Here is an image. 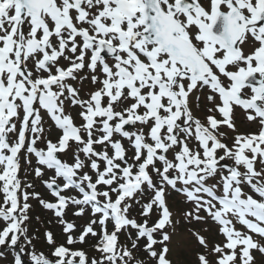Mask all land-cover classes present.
<instances>
[{
  "label": "snow or ice",
  "instance_id": "snow-or-ice-1",
  "mask_svg": "<svg viewBox=\"0 0 264 264\" xmlns=\"http://www.w3.org/2000/svg\"><path fill=\"white\" fill-rule=\"evenodd\" d=\"M0 264H264V0H0Z\"/></svg>",
  "mask_w": 264,
  "mask_h": 264
},
{
  "label": "rangeland",
  "instance_id": "rangeland-1",
  "mask_svg": "<svg viewBox=\"0 0 264 264\" xmlns=\"http://www.w3.org/2000/svg\"><path fill=\"white\" fill-rule=\"evenodd\" d=\"M201 103H203V100H201ZM195 105H196V101H195V98H193V108H194V110H195ZM197 115H200L202 117L203 113H200V112L197 111ZM238 127H239L240 131H246V129H247V125L246 124L245 125H239L238 124ZM38 190H39V186H38ZM180 207H181V205H179L178 203L174 204V206H173L174 213L178 214V212L180 210ZM59 235L60 234L58 233L57 234L58 242H59ZM208 235L210 237H215L216 234L213 233V232H210V233H208ZM85 247H86V250L88 251L89 255H94V250L92 252L90 247H88V246H85ZM191 248H192V245L190 244L188 238L184 235V230L181 229L178 226V231L173 236V254L180 253V254H183L185 256H188L189 258H192V253L190 252ZM42 250L47 252V249L44 248V247H42Z\"/></svg>",
  "mask_w": 264,
  "mask_h": 264
}]
</instances>
